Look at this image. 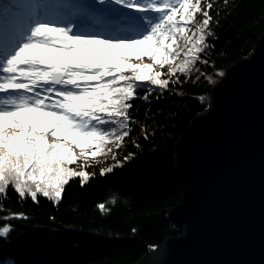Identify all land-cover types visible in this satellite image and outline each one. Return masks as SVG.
Segmentation results:
<instances>
[{"label":"snow or ice","instance_id":"6c2138e0","mask_svg":"<svg viewBox=\"0 0 264 264\" xmlns=\"http://www.w3.org/2000/svg\"><path fill=\"white\" fill-rule=\"evenodd\" d=\"M96 5L121 13L122 25L135 34L109 37L90 34L84 24L51 22L49 15H60L66 4L0 0V194L5 199L11 187L33 202L38 194L58 201L71 178L79 177L83 185L91 175L90 161L104 154L108 143L119 147L132 130L129 110L138 91L148 100L171 82L164 75L188 73L208 47L210 3L205 8L202 0H96ZM198 13L204 17L200 23ZM70 14L104 20L85 7ZM9 231L0 226V236Z\"/></svg>","mask_w":264,"mask_h":264},{"label":"trees","instance_id":"16d2710c","mask_svg":"<svg viewBox=\"0 0 264 264\" xmlns=\"http://www.w3.org/2000/svg\"><path fill=\"white\" fill-rule=\"evenodd\" d=\"M202 3L212 5L208 47L188 73L164 75L171 82L148 100L138 91L129 110L132 130L119 147L108 143L90 161L83 185L71 178L58 201L38 194L33 202L11 187L7 199L0 194V226L10 229L0 236V264H132L167 236L182 233L167 217L183 192L173 166L174 144L207 107L212 84L251 51L264 29V0ZM203 19L196 14L198 23ZM161 71L167 73V66Z\"/></svg>","mask_w":264,"mask_h":264},{"label":"water","instance_id":"95a60500","mask_svg":"<svg viewBox=\"0 0 264 264\" xmlns=\"http://www.w3.org/2000/svg\"><path fill=\"white\" fill-rule=\"evenodd\" d=\"M182 181L167 236L132 264H264V29L174 144Z\"/></svg>","mask_w":264,"mask_h":264},{"label":"rangeland","instance_id":"374dc122","mask_svg":"<svg viewBox=\"0 0 264 264\" xmlns=\"http://www.w3.org/2000/svg\"><path fill=\"white\" fill-rule=\"evenodd\" d=\"M51 3H61L66 4L68 7L63 10L60 15H49L48 19L56 24H65L69 22H74L78 26L81 24L88 26V31L90 34L103 35L109 37L118 36H130L134 35L135 31L122 25L125 20L122 18V14L119 12H112L100 8L101 6L96 5V0H50ZM76 7H85L89 9L90 14H101L104 16V20L101 23H96L88 16H71V10ZM121 25V30H119ZM79 31V27L76 29ZM4 94H0L3 96Z\"/></svg>","mask_w":264,"mask_h":264}]
</instances>
